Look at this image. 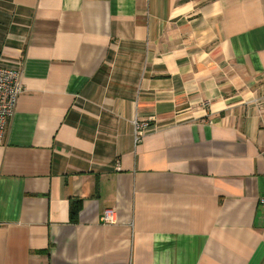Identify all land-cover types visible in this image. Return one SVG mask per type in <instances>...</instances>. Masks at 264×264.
I'll use <instances>...</instances> for the list:
<instances>
[{
	"label": "crops",
	"instance_id": "1",
	"mask_svg": "<svg viewBox=\"0 0 264 264\" xmlns=\"http://www.w3.org/2000/svg\"><path fill=\"white\" fill-rule=\"evenodd\" d=\"M0 55V264H264V0H0Z\"/></svg>",
	"mask_w": 264,
	"mask_h": 264
},
{
	"label": "built area",
	"instance_id": "2",
	"mask_svg": "<svg viewBox=\"0 0 264 264\" xmlns=\"http://www.w3.org/2000/svg\"><path fill=\"white\" fill-rule=\"evenodd\" d=\"M21 75L20 69H11L3 66L0 55V143L5 130L6 121L13 115L17 100L23 92ZM145 127L146 124L143 126L137 125V130L142 131ZM261 154L264 158V150ZM261 206L264 208V200L261 201ZM100 221L108 225L117 223L115 213L111 210L103 211Z\"/></svg>",
	"mask_w": 264,
	"mask_h": 264
},
{
	"label": "trees",
	"instance_id": "3",
	"mask_svg": "<svg viewBox=\"0 0 264 264\" xmlns=\"http://www.w3.org/2000/svg\"><path fill=\"white\" fill-rule=\"evenodd\" d=\"M79 211V206L76 203H71L69 207V216L72 221H75Z\"/></svg>",
	"mask_w": 264,
	"mask_h": 264
}]
</instances>
